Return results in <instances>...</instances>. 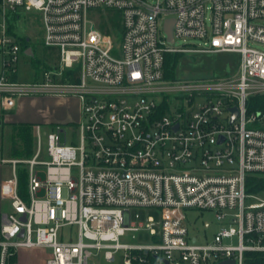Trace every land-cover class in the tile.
Returning <instances> with one entry per match:
<instances>
[{
  "label": "built area",
  "instance_id": "1",
  "mask_svg": "<svg viewBox=\"0 0 264 264\" xmlns=\"http://www.w3.org/2000/svg\"><path fill=\"white\" fill-rule=\"evenodd\" d=\"M22 11L41 14L44 46L58 59L28 84L17 80L23 49L10 31ZM117 14L120 26L102 30ZM263 20L264 0H0L1 108L37 95L75 96L82 108L79 145L62 143L60 126L44 143L37 124L34 155L3 160L12 176L2 185L11 210L0 216V264L33 247L49 251L46 264H96L101 251L109 264L119 251L124 264H246V253H264V190L248 191L249 176H264L262 115L248 112L250 97L264 93V50L255 45H264ZM198 52H236L237 71L166 82V54ZM167 97L175 102L163 107ZM134 208L161 219L137 225ZM186 210L214 211L232 226L200 243ZM141 229L153 244L120 242Z\"/></svg>",
  "mask_w": 264,
  "mask_h": 264
},
{
  "label": "rangeland",
  "instance_id": "2",
  "mask_svg": "<svg viewBox=\"0 0 264 264\" xmlns=\"http://www.w3.org/2000/svg\"><path fill=\"white\" fill-rule=\"evenodd\" d=\"M264 24V20L261 21ZM13 30V31H12ZM115 30V29H114ZM10 31L14 38L20 43L23 51L19 54V61L17 64V80L20 83H32L34 81H41L43 73L51 70L58 64V59L44 46L43 37L44 29L42 16L40 13L24 12L20 13V18L16 19L14 26ZM118 32V31H117ZM116 34V31H114ZM29 40V41H27ZM190 43L203 45V41L199 39H188ZM184 41L178 39L176 45H182ZM33 50V55L28 56L25 53V46ZM258 48L264 50V45L256 43ZM183 54V53H181ZM239 64V54L236 52H198V53H185L181 55L178 60L175 80H166V82L175 81L176 85L188 84L191 85L197 81L209 80L212 78H221L231 76L237 71ZM3 71V54L0 49V76ZM170 84V83H167ZM264 93L257 94L263 95ZM165 100L173 101V97L164 98ZM63 98H51L47 96H33L23 98L18 101L19 107L16 111L8 112L6 115V123L8 122H28L35 125L39 124L42 127V139L46 142L47 133L57 130V114L62 115L64 109L62 107ZM61 103V104H60ZM261 119L257 122L258 126L264 127V113L261 114ZM75 116V121L80 122L81 118ZM8 121V122H7ZM3 117H0V136L2 129ZM63 123L60 125L61 129V142L79 145L78 124L76 123ZM5 135L10 132V125L5 126ZM66 132V134H65ZM35 136V128H34ZM1 142V140H0ZM4 145H7L6 139ZM0 145V181L1 179L9 178L12 175L11 164L2 163L3 159H8L5 153H2ZM37 149L36 136L34 137V153ZM33 153V155H34ZM31 158V157H30ZM16 159V158H12ZM29 159V158H26ZM25 160V159H21ZM23 165V164H20ZM17 165V168L18 166ZM3 168V170H2ZM43 171L42 168H38ZM44 176V174H42ZM1 210L9 212L11 204L9 200H3L0 204ZM132 222L137 225H145L148 218L152 217L156 222L161 219V214L157 210L152 209H137L131 210ZM188 226L193 236H198L200 243L207 240H212L216 233L225 228L232 226L228 221H219L214 211H199V210H186ZM76 230V228H75ZM75 236V235H74ZM120 242L129 245H151L154 243L153 237L146 229H141L137 232H128L120 238ZM225 244H236V239H225ZM49 251L42 247L33 248H19L9 260L8 264H46L47 254ZM93 254L97 253L96 250L92 251ZM96 264H109L104 259V251L99 252L98 258L94 259ZM125 252L119 251L115 255V261L112 264H124ZM140 264V263H135ZM153 264V263H152Z\"/></svg>",
  "mask_w": 264,
  "mask_h": 264
},
{
  "label": "trees",
  "instance_id": "3",
  "mask_svg": "<svg viewBox=\"0 0 264 264\" xmlns=\"http://www.w3.org/2000/svg\"><path fill=\"white\" fill-rule=\"evenodd\" d=\"M17 17L14 16L10 21V28L14 26V22ZM109 24L115 29L120 26V20L118 14L116 17H111L109 21H105V24L101 26L102 30L107 33H111ZM13 31V30H12ZM11 31V32H12ZM29 41V40H27ZM29 48L27 44L25 49ZM51 54V53H50ZM54 54V53H53ZM181 53H169L165 56L164 64V78L166 80H175V71ZM168 104L167 99H164L163 107ZM249 113H264V94L251 96L248 101ZM5 123H2V153L8 156V159H26L33 156L34 153V128L35 124L28 122L10 124V132L5 135ZM6 139L7 145H4ZM18 174V192L19 195L27 199L28 197V171L25 166L20 165L17 168ZM264 190V176L263 175H251L248 178V191L260 192ZM13 257H11L12 259ZM246 264H264V253H246Z\"/></svg>",
  "mask_w": 264,
  "mask_h": 264
},
{
  "label": "crops",
  "instance_id": "4",
  "mask_svg": "<svg viewBox=\"0 0 264 264\" xmlns=\"http://www.w3.org/2000/svg\"><path fill=\"white\" fill-rule=\"evenodd\" d=\"M37 96H44V97L47 96V97H51V98H63L64 99L63 103L62 104L60 103L62 105L63 109H64V113L62 115H58L57 114V120H58L57 121L58 122L57 124L58 125L59 124L60 125L63 124V123H59V122H67L69 124L70 123H76V124L79 123V121L78 122L75 121L76 120L75 119V116H77L76 118H78V117L81 118L82 117V108H81V102H80L79 98H77L75 96H56V95H37ZM27 98H29V97H27ZM18 107H19V104L17 102V105L15 106V108H13L11 110H3L1 108V104H0V117L2 115V117H3V123L9 124V125L10 124H14V123H21V122H11L10 123L8 121H7L8 123H6L4 121V118L6 120V115L8 114V112L16 111L18 109ZM0 140H1V142H0V145H1L2 144V129H1ZM3 160H5V159H3ZM3 160H2V163H4ZM2 170H3V168H2ZM9 178L1 179V181H0V204H1V202H3V200H9V199H7L3 195V186H2L3 185V182L5 180L9 179ZM2 213H5V212L2 211L1 210V207H0V216H1Z\"/></svg>",
  "mask_w": 264,
  "mask_h": 264
},
{
  "label": "water",
  "instance_id": "5",
  "mask_svg": "<svg viewBox=\"0 0 264 264\" xmlns=\"http://www.w3.org/2000/svg\"><path fill=\"white\" fill-rule=\"evenodd\" d=\"M173 25H174V20L173 19H168L166 21V24H165V31L166 33L168 34V41L170 44H173L174 43V37H173ZM25 53L28 55V56H32L33 55V50L31 47L27 48L25 50ZM234 112V115L232 117V121H234V119L236 118V116L238 115V112L237 110L234 108L232 110ZM177 128V127H176ZM222 141V139L220 140V142ZM22 219L24 221H26V217L23 216ZM22 235V234H21ZM219 264H235L234 260H227V261H224V262H221Z\"/></svg>",
  "mask_w": 264,
  "mask_h": 264
}]
</instances>
